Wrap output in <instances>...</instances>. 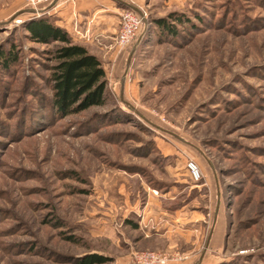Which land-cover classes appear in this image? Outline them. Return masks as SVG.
<instances>
[{"label": "rangeland", "instance_id": "obj_1", "mask_svg": "<svg viewBox=\"0 0 264 264\" xmlns=\"http://www.w3.org/2000/svg\"><path fill=\"white\" fill-rule=\"evenodd\" d=\"M10 2L0 52L15 44L19 57L0 64V264L93 253L264 264V0H145L134 41L98 57L106 104L65 117L52 104L53 46L24 28L48 15L11 21Z\"/></svg>", "mask_w": 264, "mask_h": 264}, {"label": "trees", "instance_id": "obj_2", "mask_svg": "<svg viewBox=\"0 0 264 264\" xmlns=\"http://www.w3.org/2000/svg\"><path fill=\"white\" fill-rule=\"evenodd\" d=\"M174 22L183 24V14L172 13ZM160 28L169 34H177L174 24L166 19L157 20ZM28 38L36 43L52 45L48 49L49 59L54 62L50 66V82L52 84V104L60 116H68L106 104L107 79L100 59L90 53L83 45L74 42L70 34L58 26L51 16L33 18L24 23ZM19 52L10 48L0 52V64L10 67L18 61ZM106 256L97 253L85 255L77 264H105Z\"/></svg>", "mask_w": 264, "mask_h": 264}, {"label": "crops", "instance_id": "obj_3", "mask_svg": "<svg viewBox=\"0 0 264 264\" xmlns=\"http://www.w3.org/2000/svg\"><path fill=\"white\" fill-rule=\"evenodd\" d=\"M22 1L11 0L9 6L17 8L12 17L26 9L19 8ZM144 1L132 0L131 8L142 12ZM126 7L123 0H52L38 10L51 16L74 41L85 46L92 54L111 60L118 57L113 47L117 41L121 13Z\"/></svg>", "mask_w": 264, "mask_h": 264}, {"label": "built area", "instance_id": "obj_4", "mask_svg": "<svg viewBox=\"0 0 264 264\" xmlns=\"http://www.w3.org/2000/svg\"><path fill=\"white\" fill-rule=\"evenodd\" d=\"M30 8L36 9L41 8V6H46L52 2V0H26ZM123 2L128 6L123 9L121 13V23L119 32L117 35V43L120 46H126L129 43L133 42L136 38L142 24L146 23V13L144 12H136L134 9L131 8L132 0H123ZM37 10V9H36ZM38 14H43V10H38ZM188 169L191 175L196 179L199 180L200 171L197 164L194 162L188 163ZM145 259L151 260V262H162L165 263V259H162L158 254L148 253L144 256Z\"/></svg>", "mask_w": 264, "mask_h": 264}, {"label": "water", "instance_id": "obj_5", "mask_svg": "<svg viewBox=\"0 0 264 264\" xmlns=\"http://www.w3.org/2000/svg\"><path fill=\"white\" fill-rule=\"evenodd\" d=\"M38 12H39V11L36 10V9L28 8V9H25V10L19 12V13L16 14L15 16H13L12 19H11V21H12L13 19H15L17 16L21 15V14H24V13L36 14V13H38ZM39 13H40V12H39ZM0 25H1V23H0ZM140 40H141V37H140ZM134 49H135V47H134ZM134 49H133V51H134ZM133 51H132V53H133ZM132 53H131V56H132ZM131 56H130V58H129V61H130V59H131ZM128 63H129V62H128Z\"/></svg>", "mask_w": 264, "mask_h": 264}, {"label": "bare ground", "instance_id": "obj_6", "mask_svg": "<svg viewBox=\"0 0 264 264\" xmlns=\"http://www.w3.org/2000/svg\"><path fill=\"white\" fill-rule=\"evenodd\" d=\"M36 9L38 10V8H36ZM36 15H40V14L36 13Z\"/></svg>", "mask_w": 264, "mask_h": 264}]
</instances>
